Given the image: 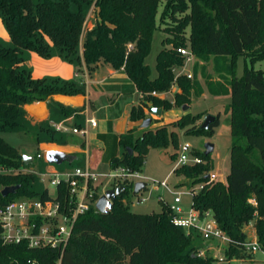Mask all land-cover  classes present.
I'll list each match as a JSON object with an SVG mask.
<instances>
[{"label":"trees","instance_id":"obj_1","mask_svg":"<svg viewBox=\"0 0 264 264\" xmlns=\"http://www.w3.org/2000/svg\"><path fill=\"white\" fill-rule=\"evenodd\" d=\"M161 1L0 0V20L10 40V46L0 43V134L17 130L25 104L45 101L52 95L83 94L74 82L32 78L23 67L24 52L49 59L55 49L62 60L77 65L78 69L84 64L91 70L100 61L114 70L122 69L142 96L141 103L130 111L133 122L145 119L147 103L167 111L189 102V79L181 75L175 80L173 72L183 62L178 48L188 47L193 55L204 59L233 58L234 62L227 64L232 72L227 86L220 81L205 83L210 94L228 95L230 99L224 111L229 115L232 137L226 184L205 185L192 202L199 212L210 211L227 235L226 259H248L243 248L247 239L243 228L253 220L264 250V72L246 68L236 77L235 66L238 57L249 58L251 63L264 60V0H166L159 21L168 19L172 26L164 30L168 37L161 41L163 48L155 58L157 76L151 79L144 60L150 53L154 32L159 30L156 17ZM92 5L95 24L84 31L87 11ZM167 44L172 47L167 49ZM223 72L218 70L220 74ZM173 84L180 89L174 94L173 102L151 95L167 92ZM195 92L200 95L199 89ZM201 116L187 113L170 124L144 130L136 139L134 130L121 134L118 142L123 155L111 159L110 168L140 173L149 148L176 144L177 135L168 130L169 126L184 130L185 134L212 136L220 114L207 130L198 125ZM194 154L203 162L174 170L191 180L190 187L206 182L205 176L213 170L209 155ZM27 167L18 150L0 136V208L18 198L50 199L47 190L39 193L30 188L35 176L22 172ZM10 186L19 189L16 194L3 197L2 189ZM121 186L125 192L111 201V210L102 214L91 207L78 217L63 251L30 248L25 241L5 244L0 226V264H210L213 261L198 255L193 244L198 236L186 237L171 224L169 213L163 209L159 213H132L126 197L133 186L128 181ZM97 189L92 187L93 202L100 197ZM57 195L61 200L67 197L64 183L57 187ZM250 199L256 201V207L248 203Z\"/></svg>","mask_w":264,"mask_h":264},{"label":"rangeland","instance_id":"obj_2","mask_svg":"<svg viewBox=\"0 0 264 264\" xmlns=\"http://www.w3.org/2000/svg\"><path fill=\"white\" fill-rule=\"evenodd\" d=\"M165 1L166 0L161 1L158 9V15L156 17V25L158 26L159 30H156L154 32L150 53L144 60V63L150 68L151 79L157 76L155 68V58L158 52L163 48L161 45V41L162 39L168 37L164 30L165 28L172 26V22L168 19L163 22L159 21V15L163 9ZM93 12L94 7L92 5L87 11L84 31L87 30L88 24L91 22ZM180 16L182 15H179L178 17ZM0 29H2V32L6 34V36L8 35L3 25H1ZM83 34H85V32ZM185 35H189V28L186 29ZM165 47L169 49L172 46L170 44H167ZM205 58L206 59L200 58L198 55L195 54L194 63H186L184 61L181 63L180 66L175 68V77H178L179 75L183 76L185 74L191 75V78H189L191 91L189 102L185 104L186 106H188L187 110L182 111L183 106L174 107L175 110L181 112V115L183 114L182 116L187 113H190L191 115L202 114L201 118L198 121V125H201L206 115L211 114L216 116L217 114H220L219 125L214 129V134L212 136L185 134L184 130H180L178 128H175L174 126L168 127L169 131L172 130L177 135L176 144L173 145L172 143H169L165 148H149L141 172L134 173L128 178L129 184L132 186H134V184L138 182L146 184V188L141 190L138 194H134L133 190L130 189L128 191L126 200L128 201L129 209L132 213L151 214L158 213L162 209L165 212H168V205L172 204L173 199L176 196L175 194L180 195L184 207H187L191 203V197L189 196L191 180L177 172H174L181 149L185 145H189L192 152L200 154L205 153V146L207 144L213 145V152L208 154L209 160L213 166L211 174L219 175L220 177L217 179V182H221L223 185L226 184V177L230 167V151L232 145V137L230 131L229 115H225L224 111L227 108L230 99L228 95L210 94L206 89L205 83L207 81H220L225 86H227L230 79V75L232 73L229 70L227 64L233 63L234 59L231 57L219 59L211 56ZM246 68L260 70L264 72V60H259L254 63H251L249 58L238 57L235 66L236 77H240ZM218 70H223L225 72L220 74L218 73ZM79 77H83V73H80ZM76 81L80 83L79 78L76 79ZM106 89L107 88L105 86H102L101 93L103 92V94H105ZM197 89L200 90V95L196 94L195 91ZM112 90L115 92L118 91L117 93H123V91H125L123 88H115ZM179 90L180 89L177 87V85L173 84L169 91L164 93H157V95L160 96L161 94V96H164L168 101L173 102V94L177 93V91ZM91 92L92 94H96V90L94 89H92ZM117 93L115 95H117ZM131 95L132 94L129 95L130 99L135 100L137 96L135 94H133L132 96ZM104 101L106 102L107 99ZM98 105L100 106L97 107L95 110H91V114L89 117L95 118V120L98 122V124H100V126L103 121L109 120L111 122V119L113 120L112 116L114 108L107 109L106 104ZM120 106L121 103H119L117 108V116L115 114L114 117H118L120 115V111L122 110ZM146 118L153 117L145 116V119ZM152 125L153 124H150L147 128H144V130L152 129ZM109 135H111V133H109ZM0 136L9 145L16 148L21 155H34L35 152L33 149H31L32 147L29 146L28 140L24 138L23 135L17 130H6L5 132L1 133ZM71 137L72 136L68 134V138ZM109 138V150L106 153H100L96 150L91 151L92 156L89 158L87 163L91 174L96 177L97 182L95 184L98 187L97 192L100 196L103 194V191L105 189L110 188V186H112L111 188L115 187L112 185L114 182L115 173L110 168L109 160L113 157L112 154H114V151L118 147L119 143L117 136H111ZM29 141L34 142L35 140L33 138L29 139ZM172 155H175V157L172 158ZM29 165H33V163L31 162L29 163ZM61 166L65 167L67 166V164L63 163L61 165H57L56 167L60 168ZM164 181L168 182L167 188H164L160 185ZM30 188L39 193L44 192L46 189L50 196H53L55 194L54 187L50 185L49 180H46V182L42 184L40 182H37V179L35 177V180L30 182ZM139 199H143L144 201L139 203ZM243 230L246 234L247 240H252V237H254V235L256 236V227L254 220L251 221L248 225L244 226ZM193 244L198 248L199 256H201L202 258L213 259L210 264H240L243 260L246 261V264H262L261 262L264 260V250L262 246V250L260 249L257 252L253 253L252 256L250 255L248 259H226V242H222L219 244H216L214 242L206 243L202 239L196 238L194 239Z\"/></svg>","mask_w":264,"mask_h":264},{"label":"crops","instance_id":"obj_3","mask_svg":"<svg viewBox=\"0 0 264 264\" xmlns=\"http://www.w3.org/2000/svg\"><path fill=\"white\" fill-rule=\"evenodd\" d=\"M94 24L95 19L92 16L87 30L91 29ZM1 25L0 20V27ZM84 36L85 34H82L79 46L80 55L82 53L81 44ZM0 43L10 46L9 37L2 32V29H0ZM23 59V67L30 71L32 78L74 82L83 91L82 95H52L45 101L22 106V115L18 120L19 126L17 131L28 140L29 146L35 152L34 155H26L31 158L29 163L32 162L33 165H29L28 163V167L22 169V172L33 174L37 182L43 184L55 172H68L74 168L88 167V160L92 156L91 151L96 150L100 153H106L109 150V137L111 136H117L119 139L121 134L134 130L133 137L136 138L144 131V128L141 127L143 120L133 122L129 118L131 109L141 103L142 96L122 69L114 70L110 65L102 61L93 66L91 70H88L84 64L78 69L77 65L62 60L55 49L53 50L52 57L49 59H43L34 52H24ZM80 73H83V77L81 78L79 77ZM78 78L80 83L76 81ZM102 86L107 88L105 94L101 93ZM115 88H123L125 91L117 93L118 91L112 90ZM92 89L96 90V94H92ZM116 93L117 95H115ZM130 94L137 96L136 101L130 99ZM157 96L167 100L161 94ZM106 99L107 101L105 102L104 100ZM119 103H121L120 108L122 110L118 117H114L115 114L117 116ZM98 104H106L107 109L114 108L113 120L111 119V122L109 120L103 121L100 126L95 118L89 117L91 110H95L100 106ZM153 108L150 103H147V107L144 108L145 116L153 117L150 118L152 120L151 124H153L151 130L170 124L183 115H181L180 111L175 110V107L167 111L161 109V114L155 115L151 111ZM182 111L184 110L182 109ZM90 120L95 121L96 125L94 127L90 125ZM73 129L86 130V134L81 136L80 134L73 133ZM67 133L72 137L68 138ZM33 138L34 142L29 141V139ZM48 151L64 153L71 160L66 162L67 166L65 167L61 166L58 168L56 167L57 165H50L45 161V153ZM112 155L111 159L122 157L123 148L120 144ZM108 189H105L103 192ZM254 237L256 236L254 235Z\"/></svg>","mask_w":264,"mask_h":264},{"label":"built area","instance_id":"obj_4","mask_svg":"<svg viewBox=\"0 0 264 264\" xmlns=\"http://www.w3.org/2000/svg\"><path fill=\"white\" fill-rule=\"evenodd\" d=\"M177 53L183 58V62L194 63V55L189 48H178ZM173 72L175 73V69ZM183 76L191 78L190 74ZM151 95L157 96V93L152 92ZM89 123L93 127L96 125L94 120H90ZM72 132L81 136L86 134V130L73 129ZM202 162L201 158L191 151L190 146L185 145L181 149L175 169L182 165H195ZM113 172L115 173L113 183L116 186H121L132 176L124 168H117ZM205 177L206 182L190 187L191 203L187 207L182 204L180 195L175 194L172 204L168 205L170 222L182 230L186 237L196 234L206 243L226 242L228 245L229 239L213 218L212 213L199 212L193 207L192 198L203 190L205 185L217 183L220 176L211 174L210 171ZM49 183L55 190L53 196L48 193L50 199H16L0 208L1 238L5 244H18L25 241L30 248L51 247L63 251L78 217L85 214L91 207L95 208L97 200L92 201V187L96 186V177L91 174L87 166L74 168L68 172H55L49 176ZM61 183L67 187V197L62 200L57 195V187ZM160 185L167 188L168 182L164 181ZM143 201V199L138 200L139 203ZM248 203L254 207L257 205L254 199H250ZM37 220H41L42 223L38 224ZM243 248L247 256H252L261 249V245L257 237H254L250 241L246 240ZM261 263L264 264V260ZM240 264H246V261L243 260Z\"/></svg>","mask_w":264,"mask_h":264},{"label":"water","instance_id":"obj_5","mask_svg":"<svg viewBox=\"0 0 264 264\" xmlns=\"http://www.w3.org/2000/svg\"><path fill=\"white\" fill-rule=\"evenodd\" d=\"M182 109L185 111L188 109V106L184 105ZM152 113L155 115H160L161 114V109L153 108ZM216 119L215 115L208 114L205 116L203 122L200 125V128L203 130H207L211 124L214 123ZM152 120L150 118H146L142 121L141 127L142 128H147L151 124ZM129 154H131V150H127ZM213 152V145L207 144L205 146V155H208ZM71 158L67 156L64 153L61 152H56V151H48L45 153V161L50 164V165H61L63 163L69 162ZM21 161L23 165L27 166L28 163L31 161V158L28 156H21ZM146 188V184L142 182L135 183L133 186V193L138 194L141 190ZM18 186H10V187H5L1 191V195L3 197H6L8 195H14L16 194L18 190ZM125 192V188L123 186H115L113 188H110L103 192V194L97 199L96 204H95V209L99 213H106L112 208V200L121 194ZM194 257V255H193Z\"/></svg>","mask_w":264,"mask_h":264}]
</instances>
